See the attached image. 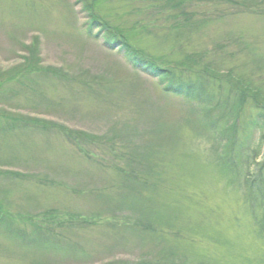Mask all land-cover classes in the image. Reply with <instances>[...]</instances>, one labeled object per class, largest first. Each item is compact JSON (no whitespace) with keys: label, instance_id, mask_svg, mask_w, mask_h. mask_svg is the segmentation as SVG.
<instances>
[{"label":"rangeland","instance_id":"374dc122","mask_svg":"<svg viewBox=\"0 0 264 264\" xmlns=\"http://www.w3.org/2000/svg\"><path fill=\"white\" fill-rule=\"evenodd\" d=\"M180 1L0 0V264H264L257 166H232L256 149L260 117L231 91L264 85V0ZM33 55L48 71L18 74Z\"/></svg>","mask_w":264,"mask_h":264},{"label":"trees","instance_id":"16d2710c","mask_svg":"<svg viewBox=\"0 0 264 264\" xmlns=\"http://www.w3.org/2000/svg\"><path fill=\"white\" fill-rule=\"evenodd\" d=\"M92 1H94V0H92ZM93 4H94V2L90 4V10H93ZM162 4H160L158 7L162 8V10H167L169 7L174 8L178 4H181V1L180 0H177V1L166 0L165 4L164 3H162ZM95 11H96V8H95ZM92 14H93L92 16L94 18H97V19L93 18L94 19L93 21H95V20L98 21V16L96 15V13L92 12ZM173 16H177V14L176 15H174L172 13L168 14L169 19H171ZM182 16H188L187 12H183ZM140 26L144 27L143 25H140ZM106 34L108 35V37L115 39L120 44L128 46L127 45V38L123 35L124 33H122V32L121 33L120 32L112 33V31L110 29H108V33H106ZM32 45L34 46V44H32ZM32 45L26 46V50L29 53H30V51L32 52V49H31ZM130 50L132 51L131 55L133 56V59H135V61L138 62L137 66H139V68L144 69L146 72H155L160 77L168 76V75L172 74L171 70H164V69L159 68L157 66L159 64V63H157V62H159L157 59H156L157 60L156 61L154 58L146 55L145 53H143L140 50H138L139 53L137 51L132 50V49H130ZM188 57H192V56H190V54L189 55L187 54L184 56V59H186ZM202 64L203 63H201V65ZM200 69H203V67L200 66ZM43 71H48V69H46L45 67L40 65V59H38V56H36V55H33V57L29 60L26 59L23 66L21 68H19L18 70H16V72L18 74L19 73L23 74L26 72L37 73V72H43ZM247 80L248 81H243V80L238 79L239 89L234 87V90H231V91L237 94L238 100H240V101L245 100V98L247 96H250L249 98L253 101V103L255 105L253 107L256 109L257 114L260 117V120H259V118H257V123L259 124V130L261 131L260 141H259L258 145L255 146L256 149H253L251 146L250 147H248V146L243 147L240 151V154H238L237 157L236 156L234 157V158H239V156H240V159L242 161L241 166L239 168H235L234 164H232V166L234 169L238 170V173H243L244 170L249 168V161L253 160L255 162V164L257 166V170L253 171V173H259V174L255 175L256 177H252L253 179L254 178L255 179L251 180L252 188L250 190V194H251V197L254 198V201L261 203L263 208H264V155H261V150L264 147V92L262 94L258 92V91H264V85L256 84L254 81H251L249 79H247ZM168 84H170V87H171L168 90H174V89H179V88L184 87L183 83L176 81L173 78L170 80V82ZM180 84L183 86H180ZM179 90H182V89H179ZM182 91L184 92V90H182ZM190 95L193 96L197 101H202L204 96H205L204 90L203 89L201 90L197 87H195V89L193 91H191L188 96H190ZM234 109H235V111H234L235 115H239L242 113L241 106H235ZM239 118H237V119L240 120ZM17 120H21V119L16 118L14 120V122H17ZM27 120L31 121L32 123L35 124V126H33V127H41V126L50 124V123L43 121V120H40V119L23 117V121H27ZM77 135L81 136V137L87 136V135L83 134V132H79V133H77ZM236 160H237V162L239 161L238 159H236ZM244 165H246V166L244 167ZM161 166L163 167V165H161ZM156 172H159V171L156 170ZM16 174L17 173H13L14 176ZM134 174L133 173H126L125 174V181L128 183V182L134 181L136 179L137 181L142 182L143 185H145V187H146L150 183V180H148V179L152 178L150 173H140L139 175L138 174L134 175ZM18 176H20V174H18ZM156 177L157 176H155V178ZM151 183L153 184V182H151ZM125 185L129 186V188H130L129 189V191H130L129 195H131V192L133 194H135L137 192L134 187L131 188V186L128 184H125ZM145 187L143 190H145ZM142 191L138 192L139 193L138 198H140L141 203L144 202L143 203V204H145L144 210L155 209L157 206V201H155V202L151 201V205L149 207H147L146 202L148 203L150 201L148 199L151 198V194L144 193L142 195ZM141 203H139V205ZM137 222L139 223V225H141V226L143 225L141 227L142 230H144V231L147 230L145 228L146 226H147V228H149V225L148 224L145 225L143 223L142 219L138 220ZM147 223L150 224V222H147ZM33 227L34 228H33L32 232L30 233L31 235H33L35 237L42 235V237H44L45 239L47 238L48 242H51L53 240H54V242H57L58 239H56V237H52L51 234L49 236H47L46 232L49 231V228L43 229L42 227H40L39 225H36V224H34ZM18 231H20V229ZM149 231L151 232V235L153 233H155V229L154 230L149 229ZM20 232L23 233L25 236H27L26 234H28V232L26 230H21ZM143 264H152V263L146 262ZM170 264H172V263H170Z\"/></svg>","mask_w":264,"mask_h":264}]
</instances>
